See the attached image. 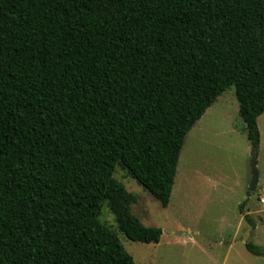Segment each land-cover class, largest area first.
Here are the masks:
<instances>
[{
    "label": "trees",
    "instance_id": "1",
    "mask_svg": "<svg viewBox=\"0 0 264 264\" xmlns=\"http://www.w3.org/2000/svg\"><path fill=\"white\" fill-rule=\"evenodd\" d=\"M231 87L256 153L264 0H0V264H136L104 206L133 242L163 232L116 168L167 207L187 135Z\"/></svg>",
    "mask_w": 264,
    "mask_h": 264
},
{
    "label": "rangeland",
    "instance_id": "2",
    "mask_svg": "<svg viewBox=\"0 0 264 264\" xmlns=\"http://www.w3.org/2000/svg\"><path fill=\"white\" fill-rule=\"evenodd\" d=\"M258 129L259 179L254 192L250 191L254 150L231 87L187 135L167 207L126 170L116 168L115 179L134 198L132 213L145 227L162 230L160 243L129 240L118 231L107 205L100 221L117 233L136 264H264V257L246 249L252 243L264 250V114Z\"/></svg>",
    "mask_w": 264,
    "mask_h": 264
},
{
    "label": "water",
    "instance_id": "3",
    "mask_svg": "<svg viewBox=\"0 0 264 264\" xmlns=\"http://www.w3.org/2000/svg\"><path fill=\"white\" fill-rule=\"evenodd\" d=\"M257 161H256V153L252 156L251 169H252V178L250 182V191L254 192L258 185L259 173L257 171Z\"/></svg>",
    "mask_w": 264,
    "mask_h": 264
}]
</instances>
